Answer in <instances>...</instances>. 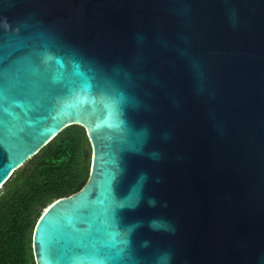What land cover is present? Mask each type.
<instances>
[{"label":"water","instance_id":"obj_1","mask_svg":"<svg viewBox=\"0 0 264 264\" xmlns=\"http://www.w3.org/2000/svg\"><path fill=\"white\" fill-rule=\"evenodd\" d=\"M72 124L35 264H264V0H0V187Z\"/></svg>","mask_w":264,"mask_h":264},{"label":"trees","instance_id":"obj_2","mask_svg":"<svg viewBox=\"0 0 264 264\" xmlns=\"http://www.w3.org/2000/svg\"><path fill=\"white\" fill-rule=\"evenodd\" d=\"M84 127H64L0 187V264H35L32 234L44 209L87 180Z\"/></svg>","mask_w":264,"mask_h":264},{"label":"rangeland","instance_id":"obj_3","mask_svg":"<svg viewBox=\"0 0 264 264\" xmlns=\"http://www.w3.org/2000/svg\"><path fill=\"white\" fill-rule=\"evenodd\" d=\"M86 155L90 156L91 155V151H90V147H86Z\"/></svg>","mask_w":264,"mask_h":264}]
</instances>
